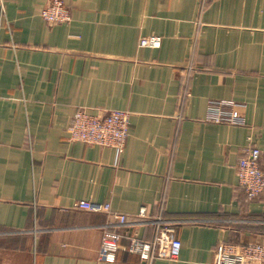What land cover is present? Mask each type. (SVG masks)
<instances>
[{
    "label": "crops",
    "instance_id": "crops-1",
    "mask_svg": "<svg viewBox=\"0 0 264 264\" xmlns=\"http://www.w3.org/2000/svg\"><path fill=\"white\" fill-rule=\"evenodd\" d=\"M65 1L72 21L51 26L50 0H0V264H145L99 260L111 217L78 200L172 223L181 254L155 264L264 243V194L249 200L236 168L249 138L264 168V0ZM79 108L131 112L120 156L68 140ZM136 229L153 240V225Z\"/></svg>",
    "mask_w": 264,
    "mask_h": 264
},
{
    "label": "built area",
    "instance_id": "built-area-1",
    "mask_svg": "<svg viewBox=\"0 0 264 264\" xmlns=\"http://www.w3.org/2000/svg\"><path fill=\"white\" fill-rule=\"evenodd\" d=\"M40 16L49 24H69L72 12L65 0H50L41 8ZM160 36H146L139 41V47H159ZM225 104L224 101H211L210 106L216 110ZM215 122L239 123L237 114L231 118L220 115L212 116ZM131 125V112L122 109H109L91 114L79 108L67 126L68 140L80 141L89 145H99L112 148L120 156L126 148ZM249 144L236 166L239 186L244 190L249 200L257 199L264 194V168L261 166V150L249 138ZM75 208L95 213H106L111 221L104 225L99 260L114 262L117 252L124 250L137 254L145 264H155L157 259H177L182 251L181 239L176 234L172 223L158 217L146 219V210L142 208L135 220L112 209L109 202L78 200ZM153 225L155 235L151 242L140 239L137 226ZM126 229L125 231H121ZM127 238L129 243L122 242ZM211 264H264V243H230L222 241L215 251Z\"/></svg>",
    "mask_w": 264,
    "mask_h": 264
}]
</instances>
